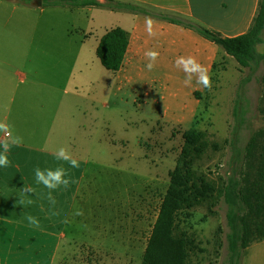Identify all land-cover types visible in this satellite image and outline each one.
I'll list each match as a JSON object with an SVG mask.
<instances>
[{
    "label": "rangeland",
    "instance_id": "rangeland-1",
    "mask_svg": "<svg viewBox=\"0 0 264 264\" xmlns=\"http://www.w3.org/2000/svg\"><path fill=\"white\" fill-rule=\"evenodd\" d=\"M91 11L93 31L86 30L84 36L67 27L58 30L29 23L16 28L9 43L0 44V122L22 138L9 152L11 166L63 167L75 181L66 190L51 193L54 206L42 185L30 181L23 185L34 189L28 196V211L35 214L39 206L46 231L58 228L64 236L56 253L55 240L46 242V258L55 253L53 264H140L183 143L174 132L180 128L173 117L166 121L159 116L179 111L140 110V99L116 80L115 72L100 65L95 34L117 21L108 19L113 18L109 11ZM77 38L84 40L90 82L78 75L70 56L71 42ZM216 63L212 88L197 102L194 119L184 130L196 123L210 146L216 145L209 147L203 159V171L214 182L232 171L240 173L248 141L264 132L263 67L251 73L227 58L220 57ZM178 94L175 90L174 95ZM139 113L148 118H140ZM60 147L79 161L78 168L55 158ZM12 196L17 199L15 190ZM77 209L84 214L75 216ZM212 212H196L180 224L196 242L189 264L228 260L226 206L219 202ZM105 231L118 234L109 238L107 252L100 254L81 244L92 233L104 235ZM242 256L241 252L238 264H245Z\"/></svg>",
    "mask_w": 264,
    "mask_h": 264
},
{
    "label": "crops",
    "instance_id": "crops-1",
    "mask_svg": "<svg viewBox=\"0 0 264 264\" xmlns=\"http://www.w3.org/2000/svg\"><path fill=\"white\" fill-rule=\"evenodd\" d=\"M97 1L103 3L105 0ZM116 1L130 3L150 14H162L182 22H191L203 26L218 33L223 38H235L245 34L255 16L258 5V0ZM92 9L96 8L86 7L69 10L43 7L42 0H0V44L9 43L12 32L29 23L58 30L67 27L66 29H75L84 36L86 30L93 26ZM109 12L113 18L108 17V19L117 22L95 34V47L104 34L111 29L120 28L128 33V46L121 67L115 72L116 80L127 87L134 99H140V110L147 112L151 109L155 111L178 109V114L168 112L159 117L166 121L173 117L175 127L180 128L179 131L174 129V132L181 135L194 119L193 115L198 101L193 94L203 89L196 84L195 79H193L192 87L183 85L184 73L173 67L175 59L179 56H194L200 64L209 69V76H211L212 66L218 58L233 59L226 56L214 44L181 26L153 19L155 21L153 30L156 35L149 37L145 32L144 17L146 16L130 12ZM92 31L90 29V33ZM71 45L70 56L74 61V69L78 71V75L82 79L90 82L92 71L91 68L86 70L87 53L84 40L77 38L72 40ZM258 47H260L258 53H262L264 44ZM148 50L159 53L156 66L150 72L145 70V64L148 61L144 53ZM260 67L251 70V73L256 72ZM175 90H178V96L174 95ZM139 116L142 119L148 118L147 115L141 113ZM38 168L44 170L41 166ZM35 169H26L19 165L0 168V264H53L55 253L64 241V236L58 231V228L56 231H46L43 209L42 215L39 214V206H35V214L29 212L27 208L28 197H24V205L18 204L24 183L30 181L32 184L38 185L35 181ZM18 179L21 180L20 183H16ZM14 190L17 196L15 200L12 196ZM25 195L30 196L26 193ZM14 205H18V207L14 208ZM123 213L122 210V218ZM28 214L39 220L40 228L37 229L28 225L27 220L24 219V216ZM14 216L18 218H13ZM52 227L54 228V225ZM110 237L118 238V234L113 235L109 231H105L104 235L92 233L86 243L81 244L87 249L101 254L109 250ZM51 238L55 240V253L49 254L46 258V242H50ZM116 245L115 247L118 248V242ZM242 262L245 264H264V228L262 239L249 245L243 251Z\"/></svg>",
    "mask_w": 264,
    "mask_h": 264
},
{
    "label": "trees",
    "instance_id": "trees-1",
    "mask_svg": "<svg viewBox=\"0 0 264 264\" xmlns=\"http://www.w3.org/2000/svg\"><path fill=\"white\" fill-rule=\"evenodd\" d=\"M43 7L75 10L95 7L113 12H130L150 16L194 32L220 48L240 68L255 70L263 67L260 83L264 91V51L256 48L264 44V0H258L255 16L247 32L235 38H223L203 26L182 22L148 11L130 3L116 0H42ZM128 46V33L120 28L109 30L100 39L95 55L100 65L109 72H117ZM217 62V61H216ZM211 71L214 74L217 63ZM207 89L193 94L197 101ZM236 130V129H235ZM182 147L173 170L169 173L168 187L161 200L140 264H189L191 253L197 248L195 240L180 228L196 212L212 214L219 202L226 206L225 219L228 260L238 264L241 252L263 237L264 228V132L250 138L243 156V170L230 172L225 178L210 180L203 171V159L209 147L204 132L196 123L181 134ZM206 169V168H205Z\"/></svg>",
    "mask_w": 264,
    "mask_h": 264
},
{
    "label": "clouds",
    "instance_id": "clouds-1",
    "mask_svg": "<svg viewBox=\"0 0 264 264\" xmlns=\"http://www.w3.org/2000/svg\"><path fill=\"white\" fill-rule=\"evenodd\" d=\"M144 23L146 34L149 37H154L156 35L153 30L155 21L150 16H146L144 17ZM144 56L148 61L145 64V70L150 72L156 66L159 53L154 50H148L144 53ZM173 67L184 73L183 85L185 87H192L193 79H195L196 84L201 86L202 89L211 90L212 81L208 74L209 69L200 64L194 56L189 55L177 57L173 63ZM0 134H2V138H0V168H7L10 166L9 152L13 146H19L22 143V138L15 136L11 126L6 122H0ZM54 155L58 161H66L71 168L79 167V161L72 158L69 150L65 147H60L58 150H56ZM34 172L36 183L38 185H42L48 190L47 199L52 206L55 205L56 201L51 193L60 188L66 190L71 184L75 183V181L69 177L67 171L63 167H58L55 170H41L37 167ZM33 192L34 189L32 187L24 186L23 189H21L22 196L18 199V204L24 205V197L29 196L25 195V193L32 195ZM28 202L31 203L30 200ZM83 214L84 213L82 209H77L74 212L75 216H82ZM24 219L27 220L30 227L37 229L41 227L39 220L30 214L24 216Z\"/></svg>",
    "mask_w": 264,
    "mask_h": 264
},
{
    "label": "water",
    "instance_id": "water-1",
    "mask_svg": "<svg viewBox=\"0 0 264 264\" xmlns=\"http://www.w3.org/2000/svg\"><path fill=\"white\" fill-rule=\"evenodd\" d=\"M39 5H40V2H39Z\"/></svg>",
    "mask_w": 264,
    "mask_h": 264
}]
</instances>
